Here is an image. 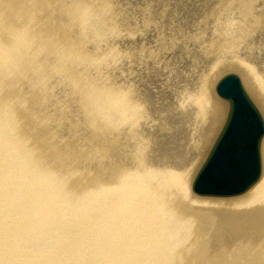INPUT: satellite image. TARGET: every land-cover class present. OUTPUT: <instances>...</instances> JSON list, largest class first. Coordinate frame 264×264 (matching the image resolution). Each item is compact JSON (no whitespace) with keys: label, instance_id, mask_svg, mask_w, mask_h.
Here are the masks:
<instances>
[{"label":"bare ground","instance_id":"1","mask_svg":"<svg viewBox=\"0 0 264 264\" xmlns=\"http://www.w3.org/2000/svg\"><path fill=\"white\" fill-rule=\"evenodd\" d=\"M157 2L119 14L113 0H0V264H264V139L262 175L247 192L192 191L227 114L226 101L214 94L223 72L240 73L264 116L263 4L216 0L214 15H228L207 33L208 59L193 68L182 60L175 76H196L165 104L177 108L167 119L173 143L164 145L147 128L157 112L147 110L149 100L137 104L135 93L111 86V73L103 72L102 84L80 78L81 69L131 53L114 47L120 37L157 31ZM142 10L137 25L128 14ZM63 59L70 65L64 85L39 95L29 89L31 77L38 86L64 81ZM125 131L130 141L122 151L117 137ZM151 133L150 146L142 137Z\"/></svg>","mask_w":264,"mask_h":264},{"label":"rangeland","instance_id":"2","mask_svg":"<svg viewBox=\"0 0 264 264\" xmlns=\"http://www.w3.org/2000/svg\"><path fill=\"white\" fill-rule=\"evenodd\" d=\"M144 1L152 6L151 9L154 8L156 0H113L115 3L113 6L115 9L118 8L117 11L120 14L125 13L126 11L142 9L144 6ZM252 1L255 3L253 7L263 4L262 8L260 9H264V0ZM160 2L161 0H158L157 7L154 9L158 10L156 21L159 24V28L157 31H153L144 37L139 34L136 36L134 35V37L127 35L120 37L117 41L113 42L114 47L122 51L126 50L131 52L130 54H124L123 57H116L114 62L106 61L100 68L93 66L86 72H83V69L78 72L81 73L80 78L82 82L86 83L89 80L96 82L97 79L98 84H102L107 80L106 76L103 74V72L106 70L108 73H111L108 83L111 86L121 84L123 87L122 91L125 93H135L133 95V97H136L134 102L138 104V102L142 103L143 98L148 99L151 109L147 108V110H152V114L154 111L157 112L147 119L146 126L152 130L158 141L162 142L164 145H167L169 143H173V133L171 134L167 119H170L171 122V120H174V116L178 114H175L177 112V108L175 106L172 108L167 106L165 108V104H169L168 101L170 104H173L171 100L176 93L175 89L178 91L186 90L196 76V74L194 75V72L191 74L186 72L182 78L179 79V77L175 76L177 73V68H179V65L182 64V60L185 61L183 66H186V68H193V63L195 62V64H199V59L201 57H203V60L201 61L208 59V55L206 54L207 43L205 40L206 37L209 36L207 33L212 29V34H214L221 26L219 25L220 22H223L228 14H223L222 16L214 15L217 8L219 7L216 0H167L166 3H163L162 5H160ZM164 7H166L167 10L169 9V16L167 14L166 17H161L160 11L161 9L164 10ZM94 8L98 9L97 7ZM232 11L234 16L239 15L237 14V9H232ZM128 15L132 17L134 16L135 21L138 23L137 25H141L142 18L144 17L145 13L142 10V12L138 15H133L130 12ZM91 16L94 17L95 13H91ZM234 16L227 18V21H230V19L235 20ZM99 17L101 20L103 19V16ZM224 23L227 24L226 21ZM91 25L93 27L89 30H94L95 25L93 23H91ZM206 28H208L207 31ZM118 29L119 27L117 30ZM200 32H202L203 37ZM184 35H187V42ZM98 43H100V40H98ZM144 48H147L151 53V55L148 54V58L143 55ZM175 57H177L179 64L172 61L171 58ZM60 65L65 66L63 73L64 81L60 79L62 76H58L57 78L49 79V86L47 82H45L43 86H38V78L31 77L35 83L31 81L33 85H29V89L36 88L35 92H37L39 95L41 92L47 91L48 89H58V87L62 85V82L64 85V82H66L69 78L65 77V75L70 73V65H68V61L65 59L61 60ZM75 66L78 67L79 65ZM232 72L238 73L240 75V73L236 70L230 69L223 72L221 77ZM35 73H33V75ZM40 76L41 74H39V77ZM70 88L73 89V86ZM142 92H147L150 94H142ZM216 97L218 96L216 95ZM141 105L142 104H139L133 110V113L135 114L134 123L137 121L138 125L141 121V119L139 120V116L142 115ZM123 116L128 119V111ZM189 120L190 118L185 120L186 123L184 126L187 128L189 125ZM120 125L126 126V121H122ZM174 126L175 131L178 132L180 128L178 122ZM138 130H140L138 129V126H134L135 133L133 136H131L135 145L139 143L140 139ZM181 133H183L182 129ZM215 133L216 132H214L213 136L211 135V138L214 137ZM153 134H150V139L144 136V134L142 137L143 140H148L150 146L152 145L150 140L153 139L152 136H155ZM127 136L128 135L126 134V131L122 134H118V141L123 146L121 147L122 151L125 150L126 145L130 141L127 139ZM166 136L169 138L166 139ZM105 138L107 137L105 136ZM110 138H115V134L114 136L111 134ZM104 144L106 151L109 152L110 141H104ZM97 145L99 146L100 144L97 142ZM104 158L106 162L108 160V163L106 164L107 166L109 164V159L105 156Z\"/></svg>","mask_w":264,"mask_h":264},{"label":"water","instance_id":"3","mask_svg":"<svg viewBox=\"0 0 264 264\" xmlns=\"http://www.w3.org/2000/svg\"><path fill=\"white\" fill-rule=\"evenodd\" d=\"M216 91L229 102L230 111L193 189L201 195H238L262 174L264 118L237 74L222 78Z\"/></svg>","mask_w":264,"mask_h":264}]
</instances>
